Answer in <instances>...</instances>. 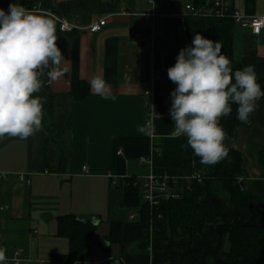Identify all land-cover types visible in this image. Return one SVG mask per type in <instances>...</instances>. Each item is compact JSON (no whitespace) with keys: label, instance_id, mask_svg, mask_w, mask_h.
<instances>
[{"label":"crops","instance_id":"1","mask_svg":"<svg viewBox=\"0 0 264 264\" xmlns=\"http://www.w3.org/2000/svg\"><path fill=\"white\" fill-rule=\"evenodd\" d=\"M90 1L87 9L76 0L37 2L36 10L53 20L65 58L60 66L61 71L67 69L64 75L55 81L47 78L46 83L61 114L48 131L42 127L25 140L0 139V172L11 174L0 182V247L6 249L7 260L18 254L21 264H56L54 257L70 250L68 239L58 234L57 218L73 214L97 225L84 264H171L190 260L193 248H202L213 264H227L219 258L220 236L233 224H259L249 212L234 208L228 219L210 218L215 239L194 230L188 240L177 241L149 234L139 222L138 208L124 205L129 178L154 173L183 185L194 171L193 150L181 148L186 137L173 135L169 99L177 85L167 70L189 45L186 5L195 0H156L153 5L147 0ZM20 2L0 0V9L7 12L10 4ZM73 2L77 9L59 17L76 27L63 32L52 14L60 4ZM232 5L244 21L264 16V0H232ZM152 11L162 15L147 32L142 24ZM103 18L101 30L87 29ZM234 58L243 67L254 65L256 75H263L264 29L254 34L235 23ZM96 75L111 85L108 99L93 93L89 81ZM81 89L87 91L84 98L74 99ZM149 126L155 129L152 135L139 131ZM233 143L249 178L264 177V97L249 122L235 128ZM155 149L160 153L149 163L140 161ZM20 173L29 183L17 179ZM114 223L122 225L119 242L107 239ZM148 237L147 249L141 248Z\"/></svg>","mask_w":264,"mask_h":264},{"label":"clouds","instance_id":"2","mask_svg":"<svg viewBox=\"0 0 264 264\" xmlns=\"http://www.w3.org/2000/svg\"><path fill=\"white\" fill-rule=\"evenodd\" d=\"M57 39L56 26L46 14L18 4H10L7 12L0 9V139L25 140L42 130L46 97L35 95L44 86L41 77L55 81L67 71H61L65 58ZM221 52L218 41L196 33L167 70L177 85L171 92L173 135L186 137L187 144L181 148L190 147L205 165L228 155V134L220 119L231 115L232 104L237 105L236 118L247 123L264 97L254 65L233 72L231 61ZM89 83L94 94L111 96V85L102 76H93ZM154 130L152 126L139 129L148 135ZM6 261V249L0 247V264Z\"/></svg>","mask_w":264,"mask_h":264},{"label":"trees","instance_id":"3","mask_svg":"<svg viewBox=\"0 0 264 264\" xmlns=\"http://www.w3.org/2000/svg\"><path fill=\"white\" fill-rule=\"evenodd\" d=\"M38 1L21 0L20 3L25 9L36 10ZM76 1L83 9L89 8L92 2ZM194 3L203 5L204 0H195ZM75 7H77L75 2L60 4L53 14L67 16L72 8L77 9ZM185 27L188 46L192 44L196 33H199L204 38L221 44V54L229 58L233 72L243 68L234 58L235 21L232 17L216 14L187 15ZM41 79L44 80V86L35 95L46 97L43 105L45 123L54 118L59 101L49 90L46 75ZM257 83L264 91V74L257 76ZM83 89L72 97L77 100L83 99L87 92ZM236 109L237 105L232 104L231 115L220 119L221 126L228 134V139L225 140L229 149L228 155L214 165H205L193 153V170L203 174V182L199 183L196 180L186 182L179 189V198L164 200L151 210L147 204H141L139 187L134 184L135 178H129L124 186V205L139 209V222L146 227L149 234L155 237H171L177 241L188 240L194 230L203 237L215 239V226L208 223L210 218L225 220L232 217L234 208L245 210L260 223L233 224L225 227L219 239V258L227 264H264V177L251 180L243 168L242 154L233 143L235 128L244 123L236 118ZM53 123L45 129L48 131ZM49 141L52 142L50 137ZM57 219L58 234L68 239L70 250L67 254L56 255L54 257L56 264H84L88 259L90 241L97 225L91 219H81L73 214L58 216ZM121 232V223H114L111 235L107 239L110 242H119ZM149 244L148 237L141 243V248L147 249ZM191 253L190 260L171 264H213L208 255L203 253L202 248H193Z\"/></svg>","mask_w":264,"mask_h":264},{"label":"built area","instance_id":"4","mask_svg":"<svg viewBox=\"0 0 264 264\" xmlns=\"http://www.w3.org/2000/svg\"><path fill=\"white\" fill-rule=\"evenodd\" d=\"M155 1L156 0H147L150 5H153ZM186 12L188 15H228L234 19L235 23L249 27L254 34H259L261 30L264 29V16H254L248 21H244L243 16L233 8L232 0H204L203 5H197L192 2L186 5ZM161 15L162 14L155 11L145 14V20L143 21L142 28L147 32H151L153 30L154 20ZM52 17L59 21L60 30L63 32L72 31L76 27L75 25L69 23L65 18H61L54 14H52ZM105 24L106 19L103 18L90 24L87 29L93 33L98 32ZM148 37L152 38L151 35ZM153 70L154 72L156 71V66ZM150 93L151 90L146 92V94ZM159 153V150L155 149L153 154L150 156H142L140 161L144 164H147L151 160V157ZM84 169H86V167H84ZM10 175L11 174L7 172H0V182L6 180ZM16 176L19 181L29 183L24 173L16 174ZM186 180L188 182L191 180H196L197 182L201 183L204 180V176L201 172L193 171L189 176L186 177ZM134 184L139 187L141 204H147L151 210L159 206L164 200L176 199L180 197L179 189H181V185H178L175 180H171V178L167 176H158L154 173H149L136 177ZM112 185H115L114 181L112 182ZM131 218H134V215L131 216ZM23 261V258H20V256L17 254L13 259L7 260L6 264H21ZM41 263L44 264V261Z\"/></svg>","mask_w":264,"mask_h":264},{"label":"rangeland","instance_id":"5","mask_svg":"<svg viewBox=\"0 0 264 264\" xmlns=\"http://www.w3.org/2000/svg\"><path fill=\"white\" fill-rule=\"evenodd\" d=\"M60 114H61V111L56 110V113L53 116L54 118L52 120L49 119L48 121H46L45 123H43V127L44 128H48L49 125H50V123H53L59 117Z\"/></svg>","mask_w":264,"mask_h":264},{"label":"water","instance_id":"6","mask_svg":"<svg viewBox=\"0 0 264 264\" xmlns=\"http://www.w3.org/2000/svg\"><path fill=\"white\" fill-rule=\"evenodd\" d=\"M169 101H170V108H171V106H172V97H170V99H169ZM174 121V120H173ZM242 184H244V182L242 181ZM102 243H103V245L104 246H109L110 245V243L109 242H107V241H105V240H102ZM116 264H120L119 262H116Z\"/></svg>","mask_w":264,"mask_h":264}]
</instances>
